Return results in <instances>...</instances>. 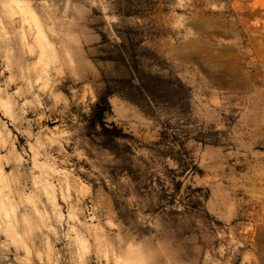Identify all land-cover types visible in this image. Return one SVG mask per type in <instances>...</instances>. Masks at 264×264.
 Returning <instances> with one entry per match:
<instances>
[{
  "label": "rangeland",
  "instance_id": "374dc122",
  "mask_svg": "<svg viewBox=\"0 0 264 264\" xmlns=\"http://www.w3.org/2000/svg\"><path fill=\"white\" fill-rule=\"evenodd\" d=\"M0 264H264V0H0Z\"/></svg>",
  "mask_w": 264,
  "mask_h": 264
},
{
  "label": "trees",
  "instance_id": "16d2710c",
  "mask_svg": "<svg viewBox=\"0 0 264 264\" xmlns=\"http://www.w3.org/2000/svg\"><path fill=\"white\" fill-rule=\"evenodd\" d=\"M105 103H106L107 105H109V104H108V100H107V98H105ZM108 107H109V106H107V108H104V109H103L101 115H103V114L105 113V111L108 110Z\"/></svg>",
  "mask_w": 264,
  "mask_h": 264
},
{
  "label": "bare ground",
  "instance_id": "6f19581e",
  "mask_svg": "<svg viewBox=\"0 0 264 264\" xmlns=\"http://www.w3.org/2000/svg\"><path fill=\"white\" fill-rule=\"evenodd\" d=\"M242 21H245V18H242ZM38 29H39V28H38ZM258 32H259V31H258ZM260 32H262V31H260ZM37 37H38V36H37ZM39 39H40V38H39ZM39 39H38V40H39ZM53 52H54V51H53Z\"/></svg>",
  "mask_w": 264,
  "mask_h": 264
}]
</instances>
